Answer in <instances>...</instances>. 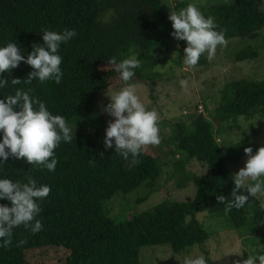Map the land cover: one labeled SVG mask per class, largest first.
<instances>
[{"label":"trees","instance_id":"trees-1","mask_svg":"<svg viewBox=\"0 0 264 264\" xmlns=\"http://www.w3.org/2000/svg\"><path fill=\"white\" fill-rule=\"evenodd\" d=\"M263 3L214 2L201 12L214 18L217 30H225L228 41L256 40L264 28ZM186 5L176 2L174 7L178 10ZM169 15L163 10V0H0V46L15 42L25 57L34 44L43 43L42 29L76 30V37L61 46V83L33 79L31 85L15 87H31L32 94L46 102L53 114L84 129L75 132L71 143H61L55 150L59 162L53 172L13 157L4 162V178L27 182L32 177L51 191L41 202L42 212L37 217L43 229L35 234L23 226L14 229L12 244L0 249V264H142L139 254L144 247L168 246L177 254L205 243L210 233L196 216L201 212L226 216L234 229L248 227L258 232L264 223V210L259 208L263 199L250 198L243 208H233L225 215V204L217 196L231 199L235 187V174L227 164L239 161L246 147L256 152L262 146L246 140L223 146L218 137L223 125L248 117L253 110L264 111V76L261 80L226 82L214 118L198 113L191 116L189 124L180 121L172 125L171 154L181 157L167 165L171 170L166 173L170 179L177 177L178 188L193 184L191 200L165 199L123 223L113 221L105 209L117 193L126 195L143 187L146 192L140 200H144L161 185L165 169L163 153L156 145L145 146L135 164L114 148L105 150L107 127L97 101L101 93L124 86L107 59L126 58L130 49L143 61L132 83L148 85L160 76L156 69L159 58L154 54L172 50L174 30ZM256 58L258 51L249 45L235 55L236 61ZM205 62L201 56L198 64ZM31 71V66L21 62L4 73L9 86L0 90V99L14 94L12 79L23 81ZM89 125L93 131L87 130ZM192 160L203 164L209 173L197 176L187 172ZM207 261L212 264L209 258Z\"/></svg>","mask_w":264,"mask_h":264},{"label":"clouds","instance_id":"clouds-1","mask_svg":"<svg viewBox=\"0 0 264 264\" xmlns=\"http://www.w3.org/2000/svg\"><path fill=\"white\" fill-rule=\"evenodd\" d=\"M168 19L171 21L173 32L171 35L179 41H185L183 65L194 67L205 53L212 61L218 47L227 46L228 40L225 30H217L214 18L206 17L196 0H190L186 7L171 11ZM43 43L33 45V50L25 57L17 43L9 42L0 46V90L9 86V80L3 76L17 68L21 62L31 66L33 71L27 79H12L14 94L4 95L0 99V249L8 248L12 244L14 229L23 226L33 234L43 229L40 216L41 202L50 194L48 185L39 184L37 180L28 177L27 182L4 178L2 174L5 161L9 157L26 160L27 163L43 166L49 172L56 170L58 159L55 150L61 143H71L74 139V127L60 114H53L46 102L34 96L31 87H15L17 85H31L33 79L44 82L61 83L64 72L61 68L63 56L62 44L73 40L77 33L75 29L62 31L41 30ZM139 53L129 50L126 58L117 60L115 56L108 58V63L119 74L123 87L118 90L106 91L110 102L103 111L113 120L108 122L105 130V150L113 149L125 160L138 163L145 146L161 143L159 114L156 110H148L138 95L137 85L132 83L136 70L142 67L143 61ZM159 67V66H158ZM186 81H181L184 86ZM19 107V111L15 109ZM249 129V125H248ZM248 131V130H247ZM242 138H237L241 143ZM247 155L245 166L232 176L234 189L231 199L218 195L217 200L225 204V215L233 208L239 210L249 203L250 198L264 196V146L255 154L251 147L244 149ZM264 210V200L259 203ZM247 259L242 264H264V247L258 244L245 246L243 252ZM258 252L260 254H258ZM184 264H208L201 255H188ZM234 264H241L235 261Z\"/></svg>","mask_w":264,"mask_h":264},{"label":"rangeland","instance_id":"rangeland-1","mask_svg":"<svg viewBox=\"0 0 264 264\" xmlns=\"http://www.w3.org/2000/svg\"><path fill=\"white\" fill-rule=\"evenodd\" d=\"M231 1L233 0H196L201 11L214 2L229 3ZM176 2L188 3L190 0H163V10L170 14L172 9L175 10ZM261 9L264 11V3ZM247 45L258 51V58L236 61V53ZM186 46L185 41L172 39L171 51L154 54L159 58L156 69L160 76L148 85H137L138 95L146 108L156 110L159 114L161 143L156 147L163 153L161 163L165 172L158 190L149 194L144 200L140 198L144 196L146 189L140 187L126 195L117 193L106 202L105 209L116 223L129 221L140 213L150 211L165 199L191 200L195 193L193 184L188 183L185 188H178L177 177L170 179L166 173L171 170L167 165L175 158L181 157L171 154V150H174L173 143L170 141L172 125L180 121L189 124L191 116L198 113L214 118L213 112L220 102V89L226 82L240 78L261 80L264 76V28L256 40H229L227 46L217 48L212 61L206 58L205 53L203 57L206 62L203 65L197 64L194 67L183 65ZM181 81H186V84L182 86ZM105 93L98 96L97 109L104 117L105 127H107L108 122L114 118L103 111L110 102ZM87 130L90 132L93 128L89 125ZM77 131L83 132L84 129L77 125L76 130L74 127V133ZM221 132L218 140L223 139V146L236 143L237 138H242L254 145L264 146V111L253 110L250 116L239 117L229 125H223ZM247 158L244 153L239 161L229 162L228 169L237 174L245 166ZM186 169L190 174L197 176L209 173L203 164L195 160L190 161ZM257 198L264 200V196ZM196 216L210 233L205 243L193 247L188 252L177 254L173 253L168 246L144 247L139 254L141 263L184 264L186 256L202 254L206 260L209 258L212 264H234L235 261H240L242 264L248 254L246 252L242 255L237 254L243 252L245 246L259 243L261 247H264V223L259 227L258 232L254 233L248 227L242 230L232 228L224 215L211 217L206 212H201ZM208 264L211 263L208 262Z\"/></svg>","mask_w":264,"mask_h":264}]
</instances>
